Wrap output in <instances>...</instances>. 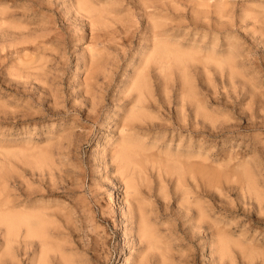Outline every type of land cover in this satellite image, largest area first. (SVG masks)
Instances as JSON below:
<instances>
[{
	"label": "rangeland",
	"instance_id": "374dc122",
	"mask_svg": "<svg viewBox=\"0 0 264 264\" xmlns=\"http://www.w3.org/2000/svg\"><path fill=\"white\" fill-rule=\"evenodd\" d=\"M102 10L108 12L104 26L113 37L101 48L91 91L86 93L89 20ZM152 19L163 23L168 45L191 51L185 74L196 89V100L203 101L202 108L218 116L211 113L217 116L210 115L214 124L206 118L207 112L206 117L196 118L198 133H191V106L179 104L183 101L178 95L179 69L166 66L169 79L162 82L151 65L146 71L151 104L147 113L161 127L151 128L141 139L147 136L143 142L154 145L152 152L206 155L203 163L212 165L207 170H214L219 159L222 164L213 187V180L208 188L205 182L192 186L189 180V190L197 185L190 193L199 195H189L195 200L189 199L194 204H189L188 212L180 206V192L168 178L160 180L164 189L159 191V180L146 170L150 173L140 184V195L148 204L147 213L152 211L148 222L160 244L148 251L132 241L125 190L109 155L119 137L114 121L125 109L124 92L150 43ZM37 46L40 52L33 50ZM0 50V190L5 188L14 204H46L50 214H66L67 223L61 228L65 241L59 242H66L63 251L69 264H138L142 257L144 264H264V0H0ZM208 52L232 53L233 73L240 77L230 79L227 67L216 70L200 58L199 63L198 57ZM30 59L40 60L43 66L37 78L25 77L22 64ZM179 110L184 113L179 114L181 123H186H180L182 130L176 125ZM219 114L224 115L218 118ZM222 117L229 131L212 137L209 127L223 123ZM217 118L220 122L215 124ZM204 119L211 122L209 127ZM44 151L52 164L36 165L35 156ZM229 152L230 157L224 156ZM232 156L235 159L230 160ZM244 169L254 181L253 192L243 182ZM194 201L205 208L204 220L199 221ZM207 222L213 225L208 230ZM1 235L0 230V255L4 252ZM17 239L14 260L4 264H30L33 248L25 253ZM54 258L50 264L59 263Z\"/></svg>",
	"mask_w": 264,
	"mask_h": 264
},
{
	"label": "bare ground",
	"instance_id": "6f19581e",
	"mask_svg": "<svg viewBox=\"0 0 264 264\" xmlns=\"http://www.w3.org/2000/svg\"><path fill=\"white\" fill-rule=\"evenodd\" d=\"M102 11H103V13L102 12H96L94 14V17H91V19L89 20V27H88L89 28V38H88V41L86 40L87 45L85 46L86 47L85 50L87 52L86 53L87 55L84 59V68H85L86 76L84 77V82H83V84H84L83 87H84L86 93H88V92L90 93V91H91V90L89 91V88L91 87L89 83L92 80V75L96 71V69H95L96 63L98 62V59L100 60L99 56H100L101 48H104V46L106 45V41L113 37V32L108 31L104 26L105 21H107L105 19V17L108 14V12L106 10H102ZM217 13L219 15L220 11H218ZM152 21H154V20L152 19ZM217 23L219 24V22H217ZM164 32L165 31H163V23L161 21H158V22L154 21L149 26L148 38H149L150 43L148 46H146L145 52L143 53V57L141 58V60L140 61L138 60L139 63L137 65V69L135 70V73L133 74L132 79H129L130 80V82L128 83L129 85L127 84L128 85V91L126 90L127 92H124L126 95V98H127V101L125 102L126 104L124 107L125 109L123 110V113L118 117V119L114 121V126H116V129L119 132V134H118L119 137H118L117 141H115L113 143L114 145H113V147L110 151V155H109L110 161H112V163L114 161V164L116 165L115 169H114L116 172L115 171L114 172L118 173L117 174L118 177L120 176L119 177V178H121L120 182L122 181L121 183L123 184V189L125 190L124 203L127 207L126 220H127V222H130L133 225V228H131V230H130L131 235L133 236V239H134L132 241L136 240L138 244L145 245L146 249L149 248L148 251L152 250L151 248L157 250V247L159 248L160 244H159V237L157 238V236H156V235H158V233L155 235V232L152 229L153 228V225H151L152 223L149 224L150 222H148L151 219V217L148 219L149 216H147V215H149V213H151L152 211L148 210L149 213H147L148 204L144 203L145 197L143 198V194L140 195V193H141L140 188H139L140 184H142V182H145V180L147 181V178L145 176L146 172L148 174L151 171H152V173L154 172L157 181L159 180L158 181L159 182L158 186H160L159 191L162 189L161 187H163V186H161L162 184H160L162 179L168 178L169 181L167 180V182H170L172 184V186L174 187V189L178 190L177 191L178 193L180 192V197L178 196L180 200L179 199H177V200L180 201V206L181 207L183 206L184 209L186 210V209H189L191 207V206L189 207L190 203L192 205L194 204V203H192L193 199L195 200V197L196 196L198 197V195H199V193H197L198 195L195 196L196 192L194 194L193 193L194 191H192V193H190L191 190H193V189L196 190L197 185L193 189L189 190V186H188V185H190L189 180L191 182H193L192 186H193V184L195 185V182L199 181L201 183V181H202V182H205L204 185L206 187H207V184L209 187L210 182H212V180L215 179L214 177L217 173L216 169H217V167L219 168L218 165H219V163H221V161H220L221 159H219V163H218V165H215V167L216 166L217 167L214 168V170H212L213 168L207 170L205 167L206 166L209 167L211 164L208 163L209 164V166H208L207 162H206V165L203 163V160L205 158H207V157H205L206 155L203 156V155L196 153V152H192V153H190V152L189 153H178V152L176 153L175 152V153H172V150L170 152L169 150H160V149H159L160 151L157 149V151L152 152L155 150L153 147L154 145L152 147L150 145L149 146V147H151V149H150L148 146H146L148 144L143 142L144 138H146L147 136L144 137L143 139H141L144 136V134H146L147 131H149L151 128H157V127L160 128L161 127V125H160L161 123L160 124L155 123V122L153 123V121H151V119L153 120L154 117L152 118V116L150 115L151 113L150 114L147 113V110L150 109L151 104H149V102L147 100V97L150 96L149 95L150 90L147 91V89L149 87H147L148 82L146 83V78L148 76V73H146V71H149L148 68L151 65L155 66V69L158 71L157 73H158L159 77L161 76L162 82H163V79L165 80L167 78V76L169 79V74H167L165 72V71H167L166 66L173 65L177 68V70L179 69L178 73H179V79H180L179 80L180 86L178 89V91H179L178 95H180L179 100L180 101L183 100V101L179 102V104L185 102L186 105L189 104V106H191V118H190L191 121L190 122L188 121L190 123L189 124V128H190L189 130L191 133H193V134L198 133L196 131V130H198V128H197L198 126H196L198 124L196 118L200 119L201 116L203 118L207 116L206 118L211 121V119H212L211 116H213V114H211V113H217V112H213L211 110H208V108H207V111H205L206 109L205 110L203 109L205 107L202 108L203 105L201 104V102H203V101L200 100V102H199V99L197 98V100H196V98H195V91L194 90H196V89L192 87V85L190 84L191 83L190 79H189V77H187L188 75L185 74V72H186L185 71L186 70L185 65H187L188 60L191 59L190 58V55H191L190 52L191 51L190 52L184 51V50L182 51V49L180 47H178L177 45L176 46L171 45L170 43H169L170 45H168V43H167L168 40L164 39V38L167 39V37L164 36L165 35ZM139 38L142 39L141 36ZM31 46H32V44H31ZM42 48H45V47H42ZM1 50H0V62H1V59L3 58L2 54H1L2 53ZM33 50L36 52H40L39 51L40 47L37 46V47L33 48ZM229 51L232 52L231 49H229ZM13 53L18 54L17 50H14ZM225 54H227V52ZM225 54L223 56H219L221 54L216 56L214 52L213 53L208 52L204 56L200 55L201 57L200 56L198 57V62H199V58H200L204 65H208V66L213 65L214 69L217 68V69L222 70L224 67H227L230 70V72L227 75V76H229L230 79L234 78V75H235V77H238L241 74L233 73L235 65H233V63H234L233 59L234 58H233V56H231L232 53L231 54L228 53L227 55H225ZM192 55H193V53H192ZM37 57H39V56H37ZM23 58H26V57H23ZM196 60H197V58H196ZM39 61L40 60H31L30 62L27 61L26 63L22 64V66L25 67V71H27L25 74V77L33 76L34 78H37L38 76H40V74L42 72L40 73L39 70L40 69L43 70V66ZM202 62L200 61L199 63L202 64ZM33 70L35 72H33ZM241 83L244 84L243 81H241ZM163 86L165 87V85H163ZM163 86H162V88H163ZM165 89L163 88L162 91ZM165 92L166 91H163V93H165ZM92 101H93V98H92ZM92 105L93 104L91 103V107H92ZM153 106H155V104ZM179 106H178V109L179 108L182 109V107H179ZM155 107H157V106H155ZM157 108L159 109V107H157ZM180 110L177 113L178 116H176L177 118L179 117V119H178V121L175 120L178 130L181 129L182 127H184L182 125H186V123H183V124L181 123V122H183L182 121L183 119L181 120V117H180L181 115H179L182 113L181 112L182 110L181 111ZM111 111H112V108L109 110V113L106 114V118L110 115V113H112ZM208 111H210V112H208ZM206 112L208 113L209 116L210 115L211 116L210 117H208V115L205 116ZM182 114H184V113H182ZM216 115L218 116V113ZM216 115L214 114L215 118L217 117ZM223 115L219 114L218 118H221V116H223ZM86 116H88L89 119L91 118V120H94L95 122L97 121V119H96L97 117L95 118L94 116L93 117L89 116V114ZM214 116H213V118H214ZM185 117H183V118H185ZM225 117H226L225 120H227V116H225ZM188 119L189 118L187 117V120ZM204 120H205V123L208 124V127H209L211 122H212V124H214L213 120H215V119H212L211 122L206 120V119H204ZM222 120H223V123H221L219 126L214 127L211 124V126L209 127L211 129L210 130L208 129L209 133L208 132L207 133L210 134L212 137L213 136L216 137L219 134L227 133L229 130L227 131V129H226L227 127L225 125H222V124H224V118L223 117H222L221 121ZM228 120H230V119H228ZM186 121H184V122H186ZM206 121H208V122H206ZM218 121L220 122V120L218 119L217 123L215 122V124H218ZM203 123H204V121H203ZM228 125L230 126V124H228ZM164 126H165V124H164ZM208 127H206V128H208ZM231 127H233V125H231ZM231 127H229V128L232 129ZM200 129H203V128L200 127ZM202 132H204V131H202ZM64 139L66 140V138H64ZM59 140H60V138H59ZM144 141L146 142V139ZM152 142H154V140ZM159 147H161V146H159ZM165 147H166V145H165ZM167 147H169V146H167ZM36 149H38V148H36ZM31 150H32V148H31ZM207 150L205 151V154L208 151H210V150H208V151ZM19 152L17 151V153H19ZM25 153H27V152H25ZM41 153L42 154H39V152H38L37 153L38 155H36V156L34 155L35 156V158H34L35 164L36 165L37 164H39V165L40 164H42V165L43 164H45V165L50 164L51 165L52 160H51V158H49V156H50L49 153L47 154L45 151L41 152ZM43 153H45V154H43ZM200 153H201V151H200ZM207 154H210V153H207ZM228 154L229 155H227V153H226V155H224V156L230 157L231 156L230 152ZM227 158L228 157H226L225 159H227ZM198 159H200V161H198ZM214 159L216 160V158H214ZM233 159H235V158H233V156H232V158L230 160H233ZM209 160H211V162H212V159H209ZM228 160H229V158L227 159V161ZM207 161H208V159H207ZM226 162H225V164H226ZM228 162H227V165L229 164ZM241 162H243V161H241ZM216 164H217V162H216ZM233 165H238V164L235 163ZM241 165H242V163H241ZM145 166H147L148 168L146 167V169H144ZM230 166H232V165H230ZM230 166H227V167H230ZM240 166H238V167H240ZM48 168H50V166ZM223 169L221 171H223ZM241 169H239L238 173H240ZM146 170H148V171L150 170V172H148ZM51 171L52 170H50L49 172H51ZM230 172H231V170H229V173ZM233 172H235V170ZM1 173H2V171H1ZM143 173H144V176H143ZM225 173H226V171H225ZM242 173H243L244 178H245V180H243V182L245 181L247 183L250 191L253 192V190H254L253 182L254 181L252 179V176L249 175V172H247V170H245V169L242 170ZM234 174H236V173H234ZM226 175L228 176V172L226 173ZM232 175H233V173H232ZM223 176H224V179H226L225 175H223ZM223 176H220V177L222 178ZM229 177H231V176L229 175ZM235 177L237 178V176H235ZM239 177H242V176L239 175ZM221 180H223V179H221ZM163 181L161 183H163ZM215 182H217V181H215ZM215 182L213 180V184L211 183L212 187H213V185H215ZM200 183H199L200 187L199 186L198 187L201 189L202 186ZM211 184H210V187H211ZM243 185H244V183H243ZM215 187L216 186H214V188ZM62 189L65 190L64 191L65 193L67 192L66 186H62ZM163 189H164V187H163ZM163 189L161 191H163ZM207 190L208 189H206V191ZM199 192H201V190ZM190 194H193L195 196V197L192 196L193 197L192 200L190 198L191 196H189ZM205 194H206V192H205ZM209 196L207 198H209ZM189 199L192 202L189 201ZM195 204L196 205H194V206L197 209L199 221L202 219L204 220V218H205V210L204 209L205 208L204 209L201 208V206H199L200 204L197 205V202H195ZM54 210H55V208H54ZM188 211L186 210V212H188ZM66 223H67L66 214H62V215L50 214L48 212V207L46 206V204H37L35 202L32 204H28V203H25V201H22L18 204H14L13 201L11 200V198L8 197V195L5 191V188H1V190H0V230L2 232V235H1L2 245L1 246L4 247V252L0 255V264L6 263L7 260L8 261L14 260L15 255H14L13 249H14V244L17 243V240L19 239V238L17 239V237H20L19 241L22 244V246H23L22 250L25 253L27 252V251H25V250H27V248L28 249L31 248V250L33 248L32 253L34 256L30 260V264H50L49 259L52 257V259H50V261L53 260V258H54L53 256L56 254H57L56 255L57 259H55V258L54 259L56 261L58 260L57 261V262H59L58 264H69L70 263L69 256H66L65 252L63 251V248H64L63 246L66 242L64 244L62 243V241L59 242L60 240H63V237H61V234H62L61 228L64 229ZM206 224H208V225H206L207 230L210 229L211 226H213L212 223H209V222H207ZM210 224H211V226H210ZM151 226H152V228H151ZM193 228H192V230H193ZM207 230H204V231L207 232ZM211 231H212V229H211ZM62 236H64V234H62ZM58 237L59 238L61 237V238L59 239ZM56 238H58L59 243L57 242V240H55ZM64 241H65V239L63 240V242ZM61 243H62V245H61ZM210 246H212V245H210ZM49 254H51V255L54 254V255L51 256ZM49 256H50V258H49ZM141 259L139 260V262H137L138 264L141 262ZM141 263L144 264L143 261Z\"/></svg>",
	"mask_w": 264,
	"mask_h": 264
}]
</instances>
